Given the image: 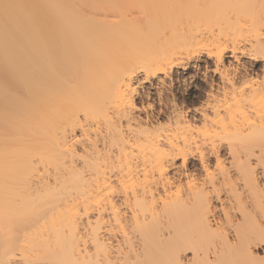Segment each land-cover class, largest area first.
Listing matches in <instances>:
<instances>
[{
    "label": "bare ground",
    "instance_id": "1",
    "mask_svg": "<svg viewBox=\"0 0 264 264\" xmlns=\"http://www.w3.org/2000/svg\"><path fill=\"white\" fill-rule=\"evenodd\" d=\"M0 264H264V0H0Z\"/></svg>",
    "mask_w": 264,
    "mask_h": 264
},
{
    "label": "rangeland",
    "instance_id": "2",
    "mask_svg": "<svg viewBox=\"0 0 264 264\" xmlns=\"http://www.w3.org/2000/svg\"><path fill=\"white\" fill-rule=\"evenodd\" d=\"M246 67H248L249 71L251 72H259V69H260V63H257V64H254L253 66L249 63H246L245 64ZM251 65V66H250ZM205 66L206 67H209V64H202V69H200L201 73L199 74V76L197 78H191L190 81L187 80V82L185 83V86H183L182 84H180L179 86H175L174 87V91L176 93V96L179 98V99H183L185 98L184 100H186L187 103H189V105L192 103L193 105H195L197 102L201 101L203 99V89H204V86H203V82L202 80H200L201 78H203V76L201 75L202 73L205 72ZM194 71V68H190L188 70L189 73L193 72ZM206 76L208 77L207 79H209L211 76L209 73H206ZM200 77V78H199ZM211 79V78H210ZM195 86H198L196 88H199V90H201L200 92L198 91V89H195ZM180 87V88H179ZM202 87V88H201ZM177 88V89H176ZM197 90V91H196ZM197 100V101H196ZM191 104V105H192ZM213 157H210V170L213 171ZM187 168L189 170L192 171V173L194 174L193 178L195 180H200L203 176V172L200 170L198 164L196 161L194 160H190L187 164Z\"/></svg>",
    "mask_w": 264,
    "mask_h": 264
},
{
    "label": "snow or ice",
    "instance_id": "3",
    "mask_svg": "<svg viewBox=\"0 0 264 264\" xmlns=\"http://www.w3.org/2000/svg\"><path fill=\"white\" fill-rule=\"evenodd\" d=\"M219 166V165H218Z\"/></svg>",
    "mask_w": 264,
    "mask_h": 264
}]
</instances>
